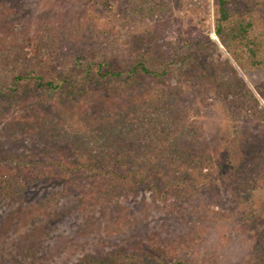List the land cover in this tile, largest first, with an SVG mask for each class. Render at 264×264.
Returning a JSON list of instances; mask_svg holds the SVG:
<instances>
[{
    "label": "rangeland",
    "instance_id": "rangeland-1",
    "mask_svg": "<svg viewBox=\"0 0 264 264\" xmlns=\"http://www.w3.org/2000/svg\"><path fill=\"white\" fill-rule=\"evenodd\" d=\"M0 32V87L10 85L24 68L44 74L53 66L68 70L76 57L85 63L99 52L125 58L134 42L171 50L174 59L190 52L192 58L186 60L193 63L188 66L196 68L181 82L172 69L166 74L168 85L146 77L147 84L136 81L134 87L113 93L89 90L75 100L55 90H30L23 106L15 101L9 108L0 107L1 152L31 155L34 148L50 150L63 140L71 148L80 142L79 148L99 158L107 134L92 130L90 115L128 101L138 109L135 117L143 128H163L169 136L174 128L180 132L182 139L171 144L191 152L198 170L201 162L196 157L204 150L214 166L203 185L189 180L163 197L140 182L137 188L109 185L88 196L53 185L46 175L34 177L0 201V264H92L90 256L120 245H147L162 250L167 262L180 259L189 264H251L257 254H264V120L256 113L264 111L259 91L264 92V69L238 66L231 59L235 77L223 63L229 55L213 32V0H0ZM207 36L217 47L205 46ZM26 39L31 41L27 52L35 59L11 61ZM215 74L219 79L213 84ZM219 82L232 88L223 93L216 86ZM157 88L178 109L172 116L162 113L160 120L153 118L145 96ZM147 118L149 125L144 124ZM156 132L161 136L162 131ZM229 140H235L234 145ZM252 142L257 155L250 161ZM233 149L236 156L243 154L220 168L219 159ZM227 172L234 180L228 181Z\"/></svg>",
    "mask_w": 264,
    "mask_h": 264
},
{
    "label": "trees",
    "instance_id": "trees-1",
    "mask_svg": "<svg viewBox=\"0 0 264 264\" xmlns=\"http://www.w3.org/2000/svg\"><path fill=\"white\" fill-rule=\"evenodd\" d=\"M154 9H150V12H154ZM213 32L229 55V58L226 57L223 63L233 72L235 77L237 71L230 61L231 59L238 66L264 69V0H213ZM1 36L0 32V39ZM206 44L205 46L210 44L212 47H217L216 42L210 37L207 38ZM145 45L134 42L128 56L119 60L109 58L99 52L93 57L87 58L83 63L78 56L70 69L56 70L53 66L49 73H46L47 75L41 70H35V68L20 69L12 78L10 85L0 87L2 102L0 107L9 108L15 101H20L21 106H23L24 102L22 101H27L30 90L45 93L55 90L70 95V98L75 100L79 95L81 96L89 90L113 93L120 87H134L136 81L145 82L146 77L155 82L158 80L165 81L168 85L169 81L166 74L172 69L177 82H181V79L185 77L187 79L191 77L190 71L195 72L196 68L189 67L193 61L186 60V57L192 58L190 52L186 57L174 59L171 50L167 53L166 50L161 51L156 44ZM30 46L31 41L29 39H26L25 43H20L18 45L19 50L16 52L17 55L13 56L11 61L21 63L35 59L33 53L28 54L27 52ZM39 47L37 46V49ZM199 65L204 66L202 62ZM200 69L205 72L203 67ZM202 73L196 74L194 77L199 78ZM205 78H208V75H205ZM208 79L210 80V78ZM218 79L219 75L215 74L210 81L214 84L215 80ZM145 83L147 84V81ZM216 86L223 93L229 92L232 88L228 82H219ZM157 90L158 92H148L145 96L150 100L146 104L151 106L149 110L154 113L153 118L160 120L159 117H162V113L172 116L171 114L177 112L178 109L173 104L168 103L167 97L162 95L163 91L160 88ZM73 91L75 93L71 94ZM259 91L264 95L263 91ZM249 93L252 99L258 103L254 94L250 91ZM109 110L106 112L102 110L101 113L90 115L89 124H92L90 125L92 130L98 133L106 131L107 134L105 143L101 145L100 153L102 155L98 156L99 158L93 155V151L85 152L82 147L79 148L80 142H74L75 146L71 148L68 146L69 142L63 140L58 143L56 148L50 150L44 147L34 148L36 152L31 155L23 153L19 156L15 152L0 151V201L14 192L15 189H20L21 186L26 185L34 177L38 178L44 175L53 185L73 187L78 189L81 195L88 196L96 193L102 187H109V185L115 189L117 186H122L123 183L124 185L127 183V185L136 186L140 182L148 184L153 191L156 193L158 191V194L163 197L174 186L183 183L189 184V180L197 179V184L203 185V182L211 179L214 166L209 152L204 150L203 155L196 157L201 162L200 170H198L195 166V156L191 152L185 153L184 149L177 150L171 144L182 139L181 133L176 132L175 128L172 129L174 133L169 136V130L150 128L149 122L151 120L148 121V118L144 124L149 126H145L146 129L143 128L142 122L135 117L137 116L135 112L138 109L129 106L128 101L117 105L115 103ZM256 113L264 120L263 110H256ZM127 124L128 128L123 131V126ZM183 125L181 124L180 129ZM33 131L36 135L40 134L39 127L34 126ZM156 131H162L161 136ZM144 132L148 134L146 133V135ZM37 136L40 137V135ZM156 140L158 141L155 143ZM229 141H232V145H234L235 140ZM238 141L241 142V139L238 138ZM255 148V144L252 142L247 159L256 158L257 151ZM236 153L235 149L229 150L226 153V155L229 154L227 158L222 161L219 159L220 168L229 167L243 154L240 152L236 156ZM180 159H183V163L180 162ZM237 165L238 162L233 167L237 168ZM202 167L206 170L209 168V171L203 173ZM234 168H232V173L235 178L239 173ZM188 169L192 171H188ZM157 170H160L158 173L160 176L157 175ZM232 173L227 172L228 181L234 180L231 176ZM137 187L138 185L135 188ZM90 261L92 264H189L180 259L167 262L162 250H153L147 245L142 247L120 245L103 255L90 256ZM251 264H264V254H257L256 259Z\"/></svg>",
    "mask_w": 264,
    "mask_h": 264
}]
</instances>
